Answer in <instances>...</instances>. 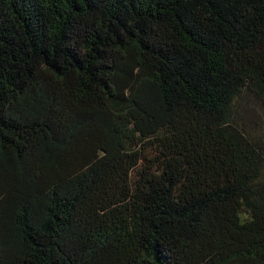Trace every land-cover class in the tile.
<instances>
[{"label":"trees","instance_id":"16d2710c","mask_svg":"<svg viewBox=\"0 0 264 264\" xmlns=\"http://www.w3.org/2000/svg\"><path fill=\"white\" fill-rule=\"evenodd\" d=\"M0 264H264V0H0Z\"/></svg>","mask_w":264,"mask_h":264},{"label":"rangeland","instance_id":"374dc122","mask_svg":"<svg viewBox=\"0 0 264 264\" xmlns=\"http://www.w3.org/2000/svg\"><path fill=\"white\" fill-rule=\"evenodd\" d=\"M254 107H255L254 111H255V112H258V108H257L256 106H254Z\"/></svg>","mask_w":264,"mask_h":264}]
</instances>
